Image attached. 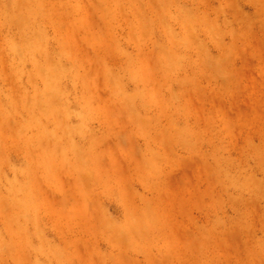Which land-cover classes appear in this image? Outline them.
Instances as JSON below:
<instances>
[{
  "label": "rangeland",
  "instance_id": "obj_1",
  "mask_svg": "<svg viewBox=\"0 0 264 264\" xmlns=\"http://www.w3.org/2000/svg\"><path fill=\"white\" fill-rule=\"evenodd\" d=\"M0 264H264V0H0Z\"/></svg>",
  "mask_w": 264,
  "mask_h": 264
}]
</instances>
